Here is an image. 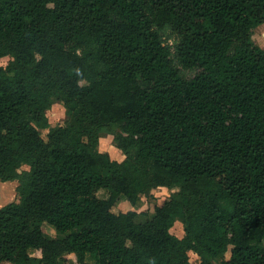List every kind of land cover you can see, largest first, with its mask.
<instances>
[{
  "label": "trees",
  "instance_id": "trees-1",
  "mask_svg": "<svg viewBox=\"0 0 264 264\" xmlns=\"http://www.w3.org/2000/svg\"><path fill=\"white\" fill-rule=\"evenodd\" d=\"M263 23L264 0H0V264H264ZM158 187L151 219L112 212Z\"/></svg>",
  "mask_w": 264,
  "mask_h": 264
},
{
  "label": "rangeland",
  "instance_id": "rangeland-1",
  "mask_svg": "<svg viewBox=\"0 0 264 264\" xmlns=\"http://www.w3.org/2000/svg\"><path fill=\"white\" fill-rule=\"evenodd\" d=\"M257 30H253L252 33V41L258 45L260 48L264 49V23L256 28ZM164 41L171 48L176 43V38L173 33L167 29L164 33ZM173 49V48H172ZM9 57L0 58V66L5 67L9 62ZM182 74L186 78H190L194 75L195 71L181 69ZM45 115L48 119L50 126H63L69 120V116L67 115L65 108L63 105L55 99H52V103L50 108L45 112ZM41 137L46 140L48 130L37 128ZM98 151L101 153H107L110 159L121 162L124 160V155L122 152L117 149L113 142V136L109 134H101L98 142ZM20 170H28L27 166H22ZM15 181H8L2 183L1 195H0V208L10 202H17L18 195L16 192V186H12ZM14 188V190L12 189ZM176 190H169L165 187H158L151 192L149 196H140L137 203L132 206L125 198H120L118 202L112 207V212L115 214L124 213L127 211H134L136 213L135 221L139 223H143L149 219H151L154 215L155 207L162 204L164 200H166L173 192ZM95 195L99 198H105L106 192L104 190H98ZM7 198V199H5ZM44 232L51 237H60L58 236L52 228L48 225L43 224L42 226ZM170 232L177 236L178 238H182L183 226L180 222H175ZM30 254L35 257H40V251H30ZM229 257V252H227L224 256L225 259ZM65 258L68 263L76 264V258L73 254H65ZM189 260L192 264H199V259L196 254L193 252H189ZM221 259L213 260V264H220Z\"/></svg>",
  "mask_w": 264,
  "mask_h": 264
},
{
  "label": "crops",
  "instance_id": "crops-1",
  "mask_svg": "<svg viewBox=\"0 0 264 264\" xmlns=\"http://www.w3.org/2000/svg\"><path fill=\"white\" fill-rule=\"evenodd\" d=\"M8 182V181H7ZM2 183L3 182H1L0 181V187L2 188L3 186H2ZM12 186H16L17 187V181H15L13 184H12ZM1 188H0V195H1ZM13 190H14V188H12ZM5 199H7V198H5Z\"/></svg>",
  "mask_w": 264,
  "mask_h": 264
},
{
  "label": "bare ground",
  "instance_id": "bare-ground-1",
  "mask_svg": "<svg viewBox=\"0 0 264 264\" xmlns=\"http://www.w3.org/2000/svg\"><path fill=\"white\" fill-rule=\"evenodd\" d=\"M255 30H257V29H255Z\"/></svg>",
  "mask_w": 264,
  "mask_h": 264
}]
</instances>
